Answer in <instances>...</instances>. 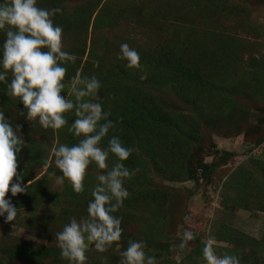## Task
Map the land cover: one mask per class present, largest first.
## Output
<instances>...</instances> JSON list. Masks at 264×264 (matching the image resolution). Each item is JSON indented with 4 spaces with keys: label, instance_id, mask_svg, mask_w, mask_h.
Here are the masks:
<instances>
[{
    "label": "trees",
    "instance_id": "16d2710c",
    "mask_svg": "<svg viewBox=\"0 0 264 264\" xmlns=\"http://www.w3.org/2000/svg\"><path fill=\"white\" fill-rule=\"evenodd\" d=\"M242 1L37 0L38 7L61 9L59 14L53 15V23L61 26L62 36H70V43L62 49L77 57L75 63L64 65L66 73L63 81L70 82L80 72L82 76L95 75L101 82L96 102L110 113L108 119L113 121L114 128L102 138L99 147L106 148L108 138L118 135L124 146L132 148L130 156L122 162L133 173L124 183L129 196L113 215L123 219V210L128 209L138 221L141 222L143 217L144 222L135 234L128 233L124 226L120 227L119 241L96 256L92 253L94 248L89 245L85 252V264H118L120 253L129 240H142L146 254L154 256L156 264H175L169 255L172 254L170 247L175 243L169 230V226L172 227L169 217L175 211L177 201L172 199L170 189L154 185V175L160 174L171 181L190 180L196 183L201 179L210 183L215 168L226 164L232 156L231 151H223L219 159L207 164L199 154L203 134L201 123L213 126L221 116L230 114L233 118L230 109L238 106L232 93L240 85L225 83L226 75L236 71L239 79H247L244 86L248 84L254 96L264 94V55L259 54L257 47L258 42L264 39V24L252 19L247 5L249 0ZM140 2L150 9L147 13H143ZM255 2L260 3L259 0ZM174 6L179 7L177 23L183 24L176 25L174 37L161 38L163 15L169 14ZM187 13L199 21L192 23L195 20L187 19ZM131 14L136 16L138 27L139 24H158V30L154 31L156 36L152 39L154 43L152 41L148 51L138 45L135 47L133 41L123 38L119 32L118 24L121 21L126 24ZM220 15L227 17L229 24L208 25V19L214 22ZM99 30H104L111 39L103 37L97 40V36L93 39L94 32ZM3 40L4 32L0 30V43ZM97 41L102 44L100 50ZM125 42H129V47L140 54V69L126 68L125 61L116 58L119 45ZM114 49H117L116 52ZM141 74L145 75V79L139 78ZM10 79L9 73L6 81ZM244 86L239 93H246ZM227 90L230 92L228 102L221 109L218 96ZM63 92L73 99L65 87ZM173 98H177L181 105ZM9 104L14 106L15 111L5 110V105ZM0 111L11 123L21 126L25 142L17 157V171L22 172L21 183L26 184V192L16 196L6 193V198H10L17 212L33 211L41 203H62L59 219H65V223L71 215L86 216L87 202L91 199L90 189L96 183L98 171L94 164L89 165L85 173V190L78 194L72 191L67 181L59 185V189L48 187L47 179L61 175L58 169L51 166L42 176L36 177V167L45 164L49 151L52 155V149L59 143L70 145L76 142L77 138L67 131L68 125L53 130L41 128L34 120L26 121V109L16 103V98L7 95L5 83H0ZM262 111L256 124L264 125V109ZM64 116L69 124L74 118L71 112ZM257 127L253 125L246 132L252 128L256 131ZM263 141L264 130L257 135L255 144ZM260 153L238 164L224 179L219 201L224 211L246 208L249 203L264 210V145ZM115 162L116 158L110 153L106 163L111 167ZM211 224L208 239L230 243L236 248L246 247V252L242 253L241 250L214 246L217 255L237 254L240 264H264V233L257 241L216 220ZM191 241L193 244L184 258L192 264H205L201 256L205 242L195 234ZM2 251L6 259L22 258L31 262L50 258L48 264H68L67 260L60 258L57 246L36 249L22 242Z\"/></svg>",
    "mask_w": 264,
    "mask_h": 264
},
{
    "label": "clouds",
    "instance_id": "9594fccd",
    "mask_svg": "<svg viewBox=\"0 0 264 264\" xmlns=\"http://www.w3.org/2000/svg\"><path fill=\"white\" fill-rule=\"evenodd\" d=\"M60 12L59 8L38 7L37 0H0V30L4 32L0 83H5L7 95L26 109V121L34 120L41 128L53 130L67 124V131L77 138L75 143H59L52 149L55 167L61 174L56 177L57 185L67 181L74 193H81L85 190L86 169L94 164L98 170L86 216L70 218L55 234L60 258L68 264H85L89 245L104 252L120 239L121 221L113 213L129 196L124 183L133 173L122 162L132 148L124 146L118 135L108 138L106 148L99 147L114 123L108 119L110 113L96 102L101 82L95 75L77 72L70 81L73 99L63 92L64 65L75 63L77 57L62 49V28L52 20ZM116 58L125 61L126 68H141L140 54L126 42L119 45ZM9 73L11 79L6 81ZM139 78L143 80L145 75ZM69 112L74 117L70 124L64 116ZM24 144L21 126L11 123L0 111V217L6 223L13 222L18 214L6 193L16 196L26 192L22 172L17 171V157ZM110 153L116 158L111 167L106 163ZM192 239L193 232L183 231L178 247L183 249ZM145 247L142 240H129L118 264H156V258L147 255ZM201 256L205 264H240L237 254L217 255L211 238L204 243Z\"/></svg>",
    "mask_w": 264,
    "mask_h": 264
},
{
    "label": "rangeland",
    "instance_id": "374dc122",
    "mask_svg": "<svg viewBox=\"0 0 264 264\" xmlns=\"http://www.w3.org/2000/svg\"><path fill=\"white\" fill-rule=\"evenodd\" d=\"M232 1L238 3L241 0ZM259 1L260 3H256L255 0H249L247 5L250 7L252 19L260 24H264V2L262 0ZM139 6L143 13H147L150 10L148 7L141 5V2ZM185 8L187 12V5ZM178 11L179 7L174 6L171 8L169 14L163 15L164 20L162 19V16L159 17L164 21L160 28L161 38L162 36L168 38L174 37L176 25L183 24L177 23V21H179L177 17L179 15ZM189 18L194 19L195 21L192 23L195 24L199 21L192 17L190 13H187V19ZM207 21L209 26H224L226 23L230 22V20L224 15L217 16L214 22L211 19H208ZM136 24H138L136 16L131 14V16L129 15L126 24L122 21L118 24V29H120L119 32L122 33L123 38H128L133 41L135 47L138 45L141 46L142 50L148 51L149 47L152 45V41L154 43V40L152 39L156 36L154 31L158 30V28H156V26L158 27V24L155 26L139 24V27ZM170 24H173V26ZM186 24L190 25L191 23L188 24L186 22ZM90 35L91 34L89 33L88 38ZM93 36V39L97 36V40L103 39V37H107L108 40L111 39V36L107 35L104 30H99L96 33L94 32ZM69 37V35L62 36V48H65L67 44L70 43V41H68ZM97 46L98 50H100L102 44L97 41ZM257 47L259 49V54L264 55V39L258 42ZM116 50L117 49H114V52H116ZM65 51L69 52L68 50ZM246 81L247 79L244 77H242V80L239 79L236 75V71H233L225 77V83L232 82L234 84H239L240 88L244 86ZM63 83L68 94V92H71L70 82L63 81ZM225 86L229 85L226 84ZM243 88H247L245 94H242L241 92L239 93V89L232 93L235 104L238 105L237 107L234 105V107L232 106L230 109L233 118H231L230 114L229 116H221L217 124H214L213 126L211 124L201 123L203 134L199 154H201L203 162L210 164L219 159V154L223 151L232 152V156L228 159L226 164H220L215 168L210 183H204L205 181L201 179H198L196 183L190 180L171 181L160 174L154 175L153 177L154 185L163 189H170L172 191V199L177 201V203H175V211L169 217L172 222V227L169 226V230L172 234V239H174L173 241L176 243L171 245L170 252H172V254L169 255L170 257L172 256L175 264H192L184 258V255L193 244L192 241L186 242L183 249L178 247L183 231H191L204 242H207L209 240L208 233L212 228L211 223L213 220L220 222V224H225L230 228L239 230L241 233L257 241L264 233V210L257 209L255 205L249 203L246 208H239L229 212L224 211L219 203L220 192L225 177H227V175L238 164L245 163L250 156L261 154L260 152L264 145V141L258 145L255 144L257 135L262 134L264 130L263 124H260L259 122V124H256L258 116L263 114L264 94L254 96L253 91L248 84ZM229 93L230 92L227 90L223 91V93H221L222 95L218 94L220 95L218 96V99H220L218 103L220 104L221 109H223L228 102ZM169 99L171 100L172 98L170 97ZM173 99L178 105H181L177 98ZM243 108H245V111ZM5 110L15 111L14 106L11 104L5 105ZM253 125H255V127L258 126L257 130L254 131L252 128L250 129V132H246V130ZM53 141L54 140L52 139V143ZM50 153L51 151H49L47 156V165L45 162V164L36 167V177L42 176L48 166L57 169L54 164V157ZM87 170L88 168L86 171ZM50 179L51 178L46 180L48 187L50 189H59V185L55 182L56 177ZM61 205L62 203H41L33 211L20 210L17 212V217L13 222L6 223L4 222L3 217H0V264H48V260H51L50 258L34 260L31 262H26L25 259L22 258L6 259L2 250L11 246L13 247L22 242H25L26 245L36 249L40 246H56L55 234L62 229L63 225L66 224L70 218H81L78 214H75V216L71 215L67 218V222L65 223V219H61V217L59 219ZM119 211L121 210L119 209ZM123 211L124 218H121L120 220L124 223H120V227L123 228L124 226L128 233L135 234L141 227V223L144 222L143 217L140 222L136 216H133L128 211V209H124ZM144 219L148 220L146 217H144ZM212 243L213 246H225L227 248L241 250L242 253L246 252L245 246H238L236 248L230 243L218 242L214 239H212ZM25 248L28 250L32 249L29 247ZM92 253L96 256L98 252L94 250Z\"/></svg>",
    "mask_w": 264,
    "mask_h": 264
},
{
    "label": "water",
    "instance_id": "95a60500",
    "mask_svg": "<svg viewBox=\"0 0 264 264\" xmlns=\"http://www.w3.org/2000/svg\"><path fill=\"white\" fill-rule=\"evenodd\" d=\"M19 106H20V104H19Z\"/></svg>",
    "mask_w": 264,
    "mask_h": 264
}]
</instances>
